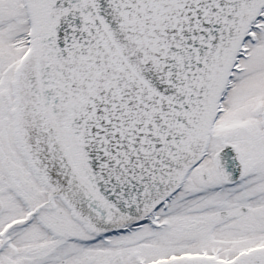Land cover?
<instances>
[{
    "label": "snow or ice",
    "instance_id": "6c2138e0",
    "mask_svg": "<svg viewBox=\"0 0 264 264\" xmlns=\"http://www.w3.org/2000/svg\"><path fill=\"white\" fill-rule=\"evenodd\" d=\"M0 264H264V0H0Z\"/></svg>",
    "mask_w": 264,
    "mask_h": 264
}]
</instances>
